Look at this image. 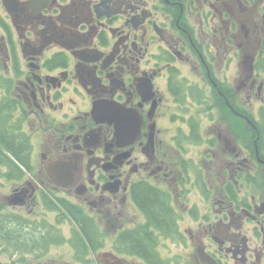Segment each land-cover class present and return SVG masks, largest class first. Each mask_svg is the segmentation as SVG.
Segmentation results:
<instances>
[{
  "label": "flooded vegetation",
  "instance_id": "1",
  "mask_svg": "<svg viewBox=\"0 0 264 264\" xmlns=\"http://www.w3.org/2000/svg\"><path fill=\"white\" fill-rule=\"evenodd\" d=\"M0 188V264H264V0H0Z\"/></svg>",
  "mask_w": 264,
  "mask_h": 264
},
{
  "label": "rangeland",
  "instance_id": "2",
  "mask_svg": "<svg viewBox=\"0 0 264 264\" xmlns=\"http://www.w3.org/2000/svg\"><path fill=\"white\" fill-rule=\"evenodd\" d=\"M5 192H6V189L0 188V205H7L6 200L4 198V195H3ZM15 232H16L17 235H19L21 237H24V238H27L29 236L27 234H24L25 231L16 230V231H14V234H15ZM16 238H18V237H14V240L18 241V240H16ZM60 250H61V252L64 253V249L63 248H61ZM53 255H55V254H52V256Z\"/></svg>",
  "mask_w": 264,
  "mask_h": 264
}]
</instances>
